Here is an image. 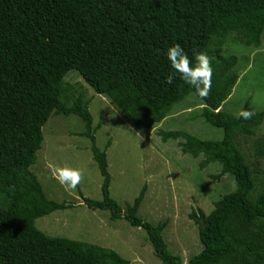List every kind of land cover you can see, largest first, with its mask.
<instances>
[{"label":"trees","instance_id":"16d2710c","mask_svg":"<svg viewBox=\"0 0 264 264\" xmlns=\"http://www.w3.org/2000/svg\"><path fill=\"white\" fill-rule=\"evenodd\" d=\"M5 2L43 39L21 58L20 47L0 35V264H134L112 248L50 236L36 225L37 218L73 206L50 199L31 169L44 140L43 127L53 113L80 116L86 130L79 135L91 140L103 176V198L81 193L83 202L91 209L109 210L112 220L125 218L143 228L163 264H184L165 240L166 221L153 224L139 215L146 185L125 207L111 196L107 151L96 145L103 122L93 127L92 98L81 84L65 80L73 70L147 131L174 115L190 94L201 101L200 115L223 129L222 139H203L183 129L155 131L165 143L178 140L181 153L203 155L201 168L220 163L222 169L215 177L232 174L236 182L234 191L214 201L211 212L193 208L189 213L199 226L203 248L187 264H264V182L261 191L253 194L256 180L238 141L240 135H255L264 111H254L247 100L243 109L254 115L237 119L222 107L239 78V57L226 53L225 46L232 36L246 46L261 45L264 0ZM174 43L190 59L194 50L210 58L213 74L206 97L178 74L172 84L166 82L173 71L166 52ZM261 142L256 151L264 157V139Z\"/></svg>","mask_w":264,"mask_h":264},{"label":"rangeland","instance_id":"374dc122","mask_svg":"<svg viewBox=\"0 0 264 264\" xmlns=\"http://www.w3.org/2000/svg\"><path fill=\"white\" fill-rule=\"evenodd\" d=\"M0 35L15 48L20 47L21 58L26 53H32L35 44L39 45L43 39L32 23L8 6L5 0H0ZM232 37L225 48L226 53H235L239 57V80L223 109L236 115L250 100L254 111H264V33L259 47L246 46L239 43L236 36ZM46 47L51 53L55 52L49 45ZM65 80L71 84H81L87 96L92 98L90 110L93 127L103 122L96 132V138L97 145L110 155L111 196L125 207L135 200L146 185L139 215L153 224L166 221L164 237L169 249L181 255L185 261L202 251L199 226L189 217V213L193 208H202L209 213L215 200L236 189L234 176L225 174L216 178L215 175L222 169L220 163L213 162L201 168L203 155L193 157L181 153L178 140L161 141L155 134L156 128L150 129L154 134L153 139L182 172L172 170L170 176V173L166 174V167L164 172L160 171L157 162L163 168L165 161L156 155L154 145L133 130L134 127L110 99L97 93L77 70L70 71ZM201 107V101L190 94L159 128L183 129L203 139H222L223 129L207 123L200 115ZM85 130L80 116L63 113H53L43 127L44 140L31 169L50 199L72 202L73 206L37 218L36 225L50 236H63L112 248L134 264H163L143 228L131 225L125 218L112 220L109 210L91 209L83 202L82 195L95 200L103 198V176L93 158L91 140L79 135ZM110 139L111 144L108 145ZM263 139L264 122L255 135L238 137L239 146L256 180L253 194L261 191L264 182V157L256 151L261 148L257 145L262 144ZM153 156L156 159L147 163V158L152 160ZM46 162L81 168L85 173L84 179L73 192L68 193L51 178ZM188 179L194 184H190ZM187 184H190L189 187Z\"/></svg>","mask_w":264,"mask_h":264},{"label":"clouds","instance_id":"9594fccd","mask_svg":"<svg viewBox=\"0 0 264 264\" xmlns=\"http://www.w3.org/2000/svg\"><path fill=\"white\" fill-rule=\"evenodd\" d=\"M166 58L173 69L165 78L168 84H172L178 74L179 78L193 87L199 96L206 97L210 93L213 68L205 52L194 50L190 59L185 49L179 43H174L167 49ZM253 115V112L241 109L236 113V118L251 119ZM46 167L51 178L58 181L68 193L73 192L84 179L85 173L81 168L47 162Z\"/></svg>","mask_w":264,"mask_h":264},{"label":"crops","instance_id":"0c3cea01","mask_svg":"<svg viewBox=\"0 0 264 264\" xmlns=\"http://www.w3.org/2000/svg\"><path fill=\"white\" fill-rule=\"evenodd\" d=\"M238 80H239V78H238ZM238 82V81H237ZM237 84V83H236ZM233 93H234V90H233V92L229 95V97L224 101V103H223V105H222V107L225 105V103L228 101V99H230L231 97H232V95H233ZM103 95V94H102ZM105 96V95H104ZM105 97H107V96H105ZM108 98V97H107ZM109 99V98H108ZM91 104V103H90ZM119 110V109H118ZM120 111V110H119ZM121 112V111H120ZM121 114L129 121V123L134 127V131L136 130V131H138L139 133H140V135H141V137L143 138V139H145L148 143H152L154 146V148H156V150H155V153H156V155H158L160 158L162 157V159L165 161V165H163V168H161L162 166L160 165V163L159 162H157L158 163V165L160 166V171H162V172H164L165 171V167H166V174L167 173H170L169 175L171 176V171L172 170H177V171H181L180 170V168L175 164V162L168 156V154L166 153V151L165 150H163V148H161L156 142H155V140L153 139V131H147V130H143L141 127H138V126H136L135 124H133L124 114H123V112H121ZM93 122H94V119H93ZM161 124V123H160ZM160 124L158 125V126H156V127H154V128H152V129H156V128H159L160 127ZM108 145H110L111 144V139L109 140V142L107 143ZM97 145V144H96ZM99 145V144H98ZM108 145H107V147H108ZM101 147H103V145H100ZM99 147V146H98ZM106 147V148H107ZM100 148V147H99ZM101 149V148H100ZM102 150H104V149H102ZM152 154V153H151ZM156 159V156H153V158H152V160L151 159H149V157L147 158V163H151L152 161H154ZM107 160L110 162V155L108 156L107 155ZM109 165V164H108ZM159 171V172H160ZM159 172H157V173H159ZM182 172V171H181ZM168 176V175H167ZM189 180V179H188ZM191 183L190 184H194L191 180H189ZM189 184V185H190ZM189 185L187 184V187H189ZM101 189H102V187H101ZM197 189H198V187H197ZM133 203V202H132ZM141 205H142V203H141ZM140 208H141V206H140ZM213 209H214V206H213ZM212 209V210H213ZM140 210V209H139ZM211 210V211H212ZM210 211V212H211ZM164 234V233H163ZM166 240V239H165ZM169 246V245H168ZM193 256V255H192ZM182 257V256H181ZM183 259V258H182ZM185 260L183 259V262H184ZM187 262H188V260H186L185 261V263L187 264ZM184 263V264H185Z\"/></svg>","mask_w":264,"mask_h":264}]
</instances>
